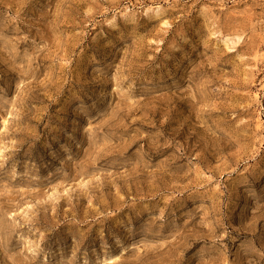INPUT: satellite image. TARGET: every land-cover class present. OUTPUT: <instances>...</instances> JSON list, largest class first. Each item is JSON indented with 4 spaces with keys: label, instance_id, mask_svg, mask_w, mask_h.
Masks as SVG:
<instances>
[{
    "label": "rangeland",
    "instance_id": "1",
    "mask_svg": "<svg viewBox=\"0 0 264 264\" xmlns=\"http://www.w3.org/2000/svg\"><path fill=\"white\" fill-rule=\"evenodd\" d=\"M0 264H264V0H0Z\"/></svg>",
    "mask_w": 264,
    "mask_h": 264
}]
</instances>
